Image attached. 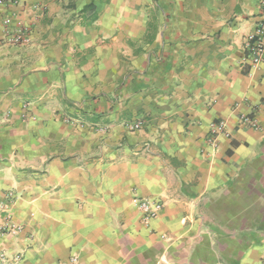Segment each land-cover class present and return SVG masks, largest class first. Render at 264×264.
<instances>
[{"label":"crops","instance_id":"crops-1","mask_svg":"<svg viewBox=\"0 0 264 264\" xmlns=\"http://www.w3.org/2000/svg\"><path fill=\"white\" fill-rule=\"evenodd\" d=\"M6 11L30 41L0 46V222L23 226L0 264H264V62L243 60L260 0ZM138 197L163 203L148 223Z\"/></svg>","mask_w":264,"mask_h":264},{"label":"built area","instance_id":"built-area-1","mask_svg":"<svg viewBox=\"0 0 264 264\" xmlns=\"http://www.w3.org/2000/svg\"><path fill=\"white\" fill-rule=\"evenodd\" d=\"M23 0H0V5L5 8L0 10V26L2 27V35L0 36V46H16L30 41V26L27 22L21 20L17 11H6L12 6H18ZM261 12L255 23V26L244 37L245 56L244 62L250 67L258 66L264 62V0H260ZM240 125L250 128H258L259 122L252 114L242 115L240 117ZM142 123L137 122L131 125L133 129L141 128ZM229 137L230 132L224 120L216 121L212 124L207 136V144L211 147H217L219 136ZM136 205L142 213V221L150 222L157 217L159 211L163 208V203L151 197H138L135 199ZM0 200V208L3 207ZM23 230V226L15 223L12 219H6L0 222V235L19 234ZM8 260L5 252L0 251V263ZM19 260V254H14L13 262ZM78 258L72 255L68 263L75 264Z\"/></svg>","mask_w":264,"mask_h":264}]
</instances>
